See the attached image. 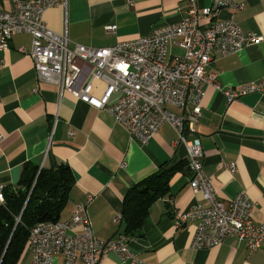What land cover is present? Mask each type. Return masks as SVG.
<instances>
[{
    "label": "crops",
    "instance_id": "crops-1",
    "mask_svg": "<svg viewBox=\"0 0 264 264\" xmlns=\"http://www.w3.org/2000/svg\"><path fill=\"white\" fill-rule=\"evenodd\" d=\"M197 1L205 7L214 0ZM239 1L244 3L242 9L234 14L222 8L219 19L234 17L245 32L264 37V0ZM0 7L9 8L10 0H0ZM185 11L186 0H67L66 6L47 9L44 20L55 32H67L72 43L107 47L177 23ZM110 25L117 26L115 33L108 31ZM31 40L29 33L15 34L10 48L0 51V130L5 135L0 143V184L17 189L27 164L40 168L69 164L76 181L61 219L70 217L75 201L86 202L92 196L87 212L93 229L108 239L125 231L118 216L128 190L164 163L179 165L170 192L152 204L133 236V251L147 264H264V245L252 251L235 235L215 247L193 248L196 221L176 229L174 211L189 210L203 195L191 188L188 151L174 128L166 123L148 143H142L132 139L107 109L92 107L69 91L61 94L53 83L39 82L33 59L18 50L30 48ZM168 51L170 62L184 54L175 40ZM209 69L218 73L226 89L259 81L264 78V39L237 53L215 57ZM91 70L85 67L81 85ZM105 87L95 80L93 92L101 96ZM198 130L204 167L218 197L229 205L241 189H247L257 202L255 221H264V92L228 103L222 91L208 86ZM32 261L33 251L27 245L15 264ZM56 264H65L62 255L56 256ZM103 264H121V257L111 251Z\"/></svg>",
    "mask_w": 264,
    "mask_h": 264
},
{
    "label": "built area",
    "instance_id": "built-area-1",
    "mask_svg": "<svg viewBox=\"0 0 264 264\" xmlns=\"http://www.w3.org/2000/svg\"><path fill=\"white\" fill-rule=\"evenodd\" d=\"M57 5L66 6L67 0H10L9 8L0 7V51L10 48L15 34H31L30 48L20 46L18 50L33 59L38 81L53 83L61 94L69 91L92 107L107 109L132 139L148 143L164 124H170L188 151L191 188L203 195L189 210L174 211V227L180 229L189 221H196L192 241L195 249L221 245L232 235L252 251L261 248L264 221L254 219L257 202L247 189H241L229 205L218 197L204 167L198 130L208 86L222 91L228 103L250 93L264 92V78L226 89L218 73L209 69L215 57L237 53L264 39L254 32H245L234 17L219 19L222 8L236 14L244 3L214 0L211 6L199 7L197 0H186V11L179 22L107 47L72 43L67 32L50 29L44 14ZM116 29V25L108 27L112 33ZM173 40L184 54L176 55L170 62L168 47ZM86 66L92 70L81 85ZM95 80L106 84L101 96L93 92ZM4 136L0 130V143ZM229 168L234 172L235 164ZM5 190L0 184V204L5 201ZM91 199L89 196L86 202L75 201L68 219L43 221L31 228L30 264H56L58 255L63 256L65 264H103L111 251L121 257V264H147L131 248V235L119 233L108 239L96 235L87 212Z\"/></svg>",
    "mask_w": 264,
    "mask_h": 264
},
{
    "label": "trees",
    "instance_id": "trees-1",
    "mask_svg": "<svg viewBox=\"0 0 264 264\" xmlns=\"http://www.w3.org/2000/svg\"><path fill=\"white\" fill-rule=\"evenodd\" d=\"M178 167L164 163L128 190L121 210L124 233L133 237L141 229L152 204L170 192ZM75 181L72 168L64 162L52 167L25 166L19 187L6 188L5 201L0 204V264L20 260L34 225L61 219Z\"/></svg>",
    "mask_w": 264,
    "mask_h": 264
}]
</instances>
